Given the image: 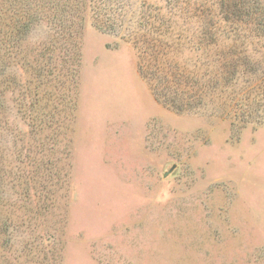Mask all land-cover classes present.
Masks as SVG:
<instances>
[{"label":"rangeland","instance_id":"374dc122","mask_svg":"<svg viewBox=\"0 0 264 264\" xmlns=\"http://www.w3.org/2000/svg\"><path fill=\"white\" fill-rule=\"evenodd\" d=\"M234 1L0 0V29L30 22L32 56L76 31L81 54L64 134L49 108L25 121L28 101L6 95L0 264H264V38L243 16L220 20ZM183 74L216 87L195 99L164 87ZM28 76L11 67L6 83ZM154 88L190 103L174 110Z\"/></svg>","mask_w":264,"mask_h":264},{"label":"trees","instance_id":"16d2710c","mask_svg":"<svg viewBox=\"0 0 264 264\" xmlns=\"http://www.w3.org/2000/svg\"><path fill=\"white\" fill-rule=\"evenodd\" d=\"M218 9V16L220 17V20L222 22H227L229 21V19H231L230 13L233 14L232 18L234 20L236 19V16H243L244 18H246L248 24L253 27L256 34H262L261 36H259V38H264V4L261 0L234 1L233 5L231 6V10H228L226 2H220ZM29 26L30 22L26 21L24 23H21L18 27H8V29H5L4 27L0 29V130H2L1 127L4 128V126L6 125V121H3V118L6 114V109L8 107V105L6 104V95L7 93H11L12 90L16 89L15 92L17 93L18 98H16V100L12 99V102H17V105H19L18 107H22L24 110V101L27 100L29 103V107H27V105L26 107L31 112H34L33 117H23L25 121L27 119L36 121L37 110L39 108H49L50 123L54 124V122H57L61 124L59 129H62V132L60 131V133L55 134L56 136H59V134L62 135L67 132V125L69 122H71L73 113L75 112L76 108L75 92L77 90V75L74 72L77 73L79 70V62L81 57L79 51L80 46L77 40V38H79V36H77L79 32L76 31V38L72 35H69L67 38V42H65L64 39V42H60L58 45L52 48L50 46H44L40 48V53L33 54L34 56H32L30 48L29 50L24 49L26 48L25 35L28 31ZM71 39H74V42H71ZM149 44L156 49V43L154 39L148 40L147 45ZM69 53L71 54V57ZM152 53L153 55L151 56V62L153 65L157 62L156 67H158L157 65L159 52L155 50ZM144 62L147 63L146 61H142L141 59L138 63V69L141 73L144 68L142 65L144 64ZM69 63L72 65L73 70H66V74L63 75V72L65 71V69L67 68V64ZM11 67H19L21 71L24 74H28V77H31V79H28V77L27 80L12 79V81L10 82L12 83V86H8L9 83H6V74L7 70ZM75 67H78V69L76 70ZM226 68L228 70L227 73L231 75L232 72L229 71L230 68ZM176 76L177 75H175L174 79L172 80V76L169 77V80H163L162 83L164 87L173 91L174 94L178 93L182 96L187 95V97L191 99L197 98L198 94L200 95V93L203 92H199V88H204L205 86V93H208L207 91L214 89L217 83L215 82L214 84H211V80L208 79L209 77L205 78L204 76H189V74H183L182 76L179 75L178 77ZM62 78H65L69 85H72V87L66 88L69 93H71V106L68 111H65L63 107L65 105L61 102L64 101L63 97L61 98L60 96H58V92L55 90V88L57 87L65 86L62 84ZM154 89L156 98L163 104L171 107L174 110H181L183 109V107H186L185 105H188V103H190L186 101V104L183 105L181 104V101L184 100V97L175 96L170 99L168 98V96H162V90L160 92L156 90V88ZM37 122H44V119L42 117L40 118L39 116ZM1 124H4V126H2ZM46 129H53V126L48 125ZM59 129L53 130H58L59 132ZM48 142L49 140L43 142L42 144H40V142L39 147H37L35 151L39 148H44L48 144ZM35 151L31 152V154L35 153ZM45 152L49 153V159L54 153V151H51V149H48ZM36 154L37 153L33 155V159ZM1 159L2 158L0 155V161L2 163ZM49 159L46 154L41 153V156L38 158L37 164V169L39 170V172L47 171V165H51V163H49ZM1 165L0 177L1 174L4 173V166L3 164ZM37 174L38 173L35 172L34 176ZM31 182L33 183V186L31 188L38 189L39 192L41 191L40 189H46V186L41 184L38 179H31ZM5 232L6 228L3 230L2 234L4 235Z\"/></svg>","mask_w":264,"mask_h":264}]
</instances>
